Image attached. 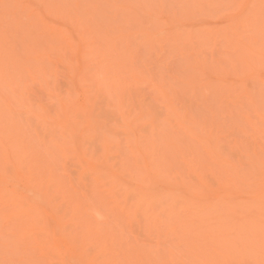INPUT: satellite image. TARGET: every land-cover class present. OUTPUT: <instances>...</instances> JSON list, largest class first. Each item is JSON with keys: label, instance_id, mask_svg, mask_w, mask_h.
Wrapping results in <instances>:
<instances>
[{"label": "rangeland", "instance_id": "obj_1", "mask_svg": "<svg viewBox=\"0 0 264 264\" xmlns=\"http://www.w3.org/2000/svg\"><path fill=\"white\" fill-rule=\"evenodd\" d=\"M263 252L264 0H0V264Z\"/></svg>", "mask_w": 264, "mask_h": 264}, {"label": "bare ground", "instance_id": "obj_2", "mask_svg": "<svg viewBox=\"0 0 264 264\" xmlns=\"http://www.w3.org/2000/svg\"><path fill=\"white\" fill-rule=\"evenodd\" d=\"M200 185H201V184H200ZM201 188H202V187H201ZM198 189H199V188H198ZM203 189H204V186H203ZM206 191H207V189H206ZM208 192H210V190H209ZM230 197H231V198L228 197V198H225V199H224V200H225L224 202H225V204H226V205L224 206V207H225V208H224V213H226V214H230V213H232L231 210L229 209V207H230V203L233 204V203L241 202L240 204H242V200H241V199H239V200L237 201V200H235V199L233 198V196L230 195ZM256 202H258V201H256ZM249 206H252V203H250ZM229 217H230V216H229ZM246 244H247V243H246ZM247 246L250 247V248H252V247L254 248V247H256V244H255V243H251V244H247ZM263 255H264V252H263Z\"/></svg>", "mask_w": 264, "mask_h": 264}]
</instances>
